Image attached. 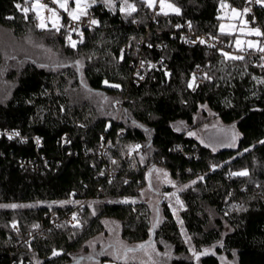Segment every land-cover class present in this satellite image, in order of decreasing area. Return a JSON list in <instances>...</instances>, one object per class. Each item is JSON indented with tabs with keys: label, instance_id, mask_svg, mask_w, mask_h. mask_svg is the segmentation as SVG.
Listing matches in <instances>:
<instances>
[{
	"label": "trees",
	"instance_id": "1",
	"mask_svg": "<svg viewBox=\"0 0 264 264\" xmlns=\"http://www.w3.org/2000/svg\"><path fill=\"white\" fill-rule=\"evenodd\" d=\"M169 1L179 14L162 13L155 23L146 0H130L131 14L121 11V0H96L88 11L98 24L72 47L65 13L59 31L41 29L32 13L25 18L29 1L0 0L1 27L58 53L48 61L0 52V84L10 86L0 99V131L19 133L0 136V264L124 263L131 249L150 245L169 264H264V55L234 52L236 34L219 27L222 3L243 13L247 0ZM244 14L264 33V5ZM176 22H190L223 45L187 46L173 37ZM258 39L263 46L264 35ZM144 60L146 78L136 84L133 63ZM203 106L236 124L235 147L214 151L187 135L185 125ZM104 140L106 157L114 159L112 179L98 155ZM150 163L166 168L179 188L181 223L162 197L174 187H164L154 204L145 198ZM125 196L139 201H115ZM85 199L80 226L54 227L45 218L50 208L61 215ZM105 219L120 223L122 244ZM148 263L161 264L152 257Z\"/></svg>",
	"mask_w": 264,
	"mask_h": 264
},
{
	"label": "rangeland",
	"instance_id": "2",
	"mask_svg": "<svg viewBox=\"0 0 264 264\" xmlns=\"http://www.w3.org/2000/svg\"><path fill=\"white\" fill-rule=\"evenodd\" d=\"M27 1H29V3H27L25 7H28L29 12L36 17V19L38 20V24L40 20L37 17V12H39L41 17L45 18V23L47 25L46 28L53 27L52 21L48 19V17L51 16V13L48 12L47 9H40V8L33 9V5L37 3V0H27ZM48 1L51 3L50 5H47L48 8H52L56 10V12L59 15V25H60L59 29H62V27L64 26L62 24V17L64 13L66 14V17L68 19L73 20L68 15L67 11L60 8L57 4L53 3L52 0H48ZM156 1L157 0H155L154 5L156 4ZM110 2L112 3L113 0H110ZM158 2H159L158 4L160 5V0H158ZM164 2L166 5L172 4L175 7H177L173 2L169 0H164ZM39 3L42 4V0H39ZM121 3H122L121 5L122 8L124 7L127 8V5L125 4L124 0H121ZM89 4L91 6V0H89ZM127 4L132 5L130 0H127ZM67 7L69 11L75 9L76 8L75 0H68ZM88 9L89 7L87 8V13H88ZM220 9H221V13L219 14V17L221 18L220 26H219L220 31H221V26H223V31L221 32L236 34L234 49H233L234 52L244 53L249 49H258V48H250L248 46L249 42L258 43V45L260 46V41L258 39L260 35L258 36L251 32L252 29H259V28L250 26V23L246 19V14H244V12L241 13V10L239 9L230 8V6L227 3H222ZM233 9H236L237 12L240 13V15H235L232 11ZM162 13L171 14L176 12H174L172 9L168 7H165ZM73 21H78V20H73ZM64 31L66 32L67 39L68 36L71 35V39L73 41H76L77 43L81 41L82 38L80 39L78 37H75V35H73L70 31H68L67 28ZM237 41H240V43L238 44ZM0 52L6 58H10L12 56L23 57L25 55L26 56L32 55L34 57L38 56L42 60H48V61H56L58 56V53L54 52V48L52 46L47 45V43H45L44 41L39 40L33 36H28L22 40H17L12 36L9 30H6L1 26H0ZM9 87L10 86L8 85V83L0 84V99H2L5 93L8 92ZM120 115H121V111H119L118 113V116ZM185 128L187 129L188 136L195 138L202 145L208 146L214 151H217L222 148L235 147L240 138V133L238 132L235 123H231V124L223 123L213 111H211L208 107L205 106H203L202 110L195 116L194 124L192 126L185 125ZM147 177L149 181V186L152 189L150 190L148 189L147 191H145L144 195L146 199L150 197L151 200L153 201V204L154 202L158 201V199L161 196L160 192L166 186L174 187L173 190L179 193V188L176 187V183L174 182L170 172L166 168L159 166L157 164V166L155 165L154 167L147 170ZM136 199L138 200L139 198ZM137 200L136 202L139 201ZM173 207H178L179 211L178 212L172 211ZM169 208L171 209L174 217L178 218L179 223H181V220L179 218V213L183 209H185L182 199H178L176 204L173 205L171 204V207ZM104 222L108 231L112 234L113 238L116 239L115 241H118L117 242L118 244H122V242L118 239L120 235V223L112 219L111 220L105 219ZM185 240L189 245L191 254L194 255L193 253L195 252V250L192 244L190 243L188 237H186ZM123 244L124 246H129V247H139V244H132V245H127L126 243ZM156 250L157 249L155 248L154 245L146 246L142 250L131 249L129 251L128 257L124 259V261H122L124 263H120L114 259L112 260L108 259L106 263L107 264H127V263L149 264L148 263L149 259L152 257L155 258L157 262L159 261L161 264H169L170 262H168L167 259L161 258L159 255L156 254ZM227 262L229 264H236L234 261H227ZM197 264L199 263L197 262Z\"/></svg>",
	"mask_w": 264,
	"mask_h": 264
},
{
	"label": "built area",
	"instance_id": "3",
	"mask_svg": "<svg viewBox=\"0 0 264 264\" xmlns=\"http://www.w3.org/2000/svg\"><path fill=\"white\" fill-rule=\"evenodd\" d=\"M158 0L156 1V4L151 7V15H150V21L152 22H159V15L162 14V10L160 5L158 4ZM42 4L45 5H50L51 3L48 0H42ZM259 3L256 2V0H247L245 4V8L252 10L254 6L258 5ZM95 19V14L93 11H88L86 15H83L78 21H73L71 19H66L65 26L70 31L75 37L78 38H83L84 32L87 28H90L94 26V24L91 23V21ZM176 27V31L173 35L174 38L178 39L179 42L186 44L187 46H194V45H204L210 48H215V47H221L223 45L222 40L219 38L213 37L212 35L205 34V33H199L196 31L192 24L190 22H176L174 24ZM82 33V37H81ZM203 41V43L201 42ZM146 44L148 47H150V43L146 42L145 40H141L139 42V45ZM164 44H158L156 46L157 50H160L161 47ZM264 46V45H263ZM249 55V53H247ZM258 55H264V52H259ZM150 65L153 68H159L161 67L164 71L168 72V66L164 65V63L159 60V62L155 61H148ZM146 63V60L139 62L138 64L133 63V68H134V73H133V78L135 79V83L139 84L143 82L146 78V74L144 69V65ZM141 77H143L141 79ZM119 106L121 105L120 103H117ZM121 107V106H120ZM16 132L12 131H0V136L4 135L6 137H9L10 135L12 138H15L17 135H13ZM108 144L109 141H103L101 146L99 147L98 150V155L100 157L104 158V161L106 163V168L107 170V176L109 179H112L114 175V170H112V165L114 163V159H109L106 157L107 152H108ZM183 152V150H181ZM129 157V155H127ZM155 163H150L148 166L147 170L154 167ZM163 199H165L168 202V206L171 207V204H176L177 200L180 199L179 194L176 191H167L163 194ZM136 198H131V197H122V198H117L115 201L119 202L120 204L123 205H129V204H134L136 202ZM138 201V200H137ZM87 202V199L83 200L79 204H73L72 209L65 208L63 209V212L61 215H59L54 209L50 208L49 212L46 213L45 218L49 220L52 226L54 227H59L62 224H67L68 226H80L81 225V214L84 211V206L85 203ZM172 202V203H171ZM172 211L178 212L179 208L178 207H173ZM73 216L76 217V219H73ZM12 225H15L14 229H18L17 222L12 223ZM107 264V263H104Z\"/></svg>",
	"mask_w": 264,
	"mask_h": 264
},
{
	"label": "snow or ice",
	"instance_id": "4",
	"mask_svg": "<svg viewBox=\"0 0 264 264\" xmlns=\"http://www.w3.org/2000/svg\"><path fill=\"white\" fill-rule=\"evenodd\" d=\"M53 3L57 4L60 8L64 9L65 11L68 12V15L73 19V20H79L81 16L83 15H86L87 14V8L90 7V4H89V0H75V3H76V8L69 11L68 10V7H67V2L68 0H52ZM96 0H91V3H95ZM104 2L106 4H110V0H104ZM125 4L127 5V8H122L121 11H127L128 14H131V12H134L136 11V8L134 5H130V4H127V0H124ZM147 4L149 7H153L154 3H155V0H146ZM257 3L259 4H262L264 5V0H256ZM160 7H161V10L163 11V9L165 7H168L170 9H172L174 12H176L177 14H179L180 12V9L175 7L174 5L172 4H165L164 0H160ZM17 8L19 9L20 8V5L18 4L17 5ZM36 8H40V9H47L48 12L51 13V16L48 17L49 20L52 21V26L57 30L59 31V28H60V25H59V15L58 13L56 12V10L52 9V8H48L47 5L45 4H41L39 3V0H37V3L35 5H33V9H36ZM22 11L24 12L25 14V18H27V13L29 12V8L28 7H24L22 9ZM233 13L235 15H240V13L237 12L236 9H233L232 10ZM248 11H250V9H244V12L247 13ZM167 14V13H165ZM37 17L38 19L40 20L39 24L37 25L39 28L41 29H44L47 27L46 23H45V18L41 17L39 12H37ZM9 19H11V17H9ZM92 24H98V21L93 19L91 21ZM221 31H223V26H221ZM251 32L255 35H264V33H261V31L259 29H252ZM81 37H82V33H81ZM68 40H69V43L71 44L72 47H75L76 46V41H73L71 39V35L68 36ZM80 42H83L82 39ZM203 43V41H201ZM237 43L239 44L240 41H237ZM248 46L250 48H258L259 51L261 52H264V47H260L258 45V43H253V42H249L248 43ZM225 57L226 58H229V59H243V56H230L228 53H224ZM143 77H141L142 79ZM193 80H195V77H193ZM105 83H107V81H105ZM113 87H119V85H113ZM189 87H193V84H189ZM13 135H19V133H14ZM12 136L10 135L9 136V139H11ZM37 143H39V139H37ZM262 143H264V141H262ZM233 175H241V176H246L248 175V173L246 171L244 172H239V173H233ZM179 202V201H178ZM4 207H17V205H9V206H4ZM73 219H76L75 216H73ZM13 227H15V225H13ZM38 227V226H36ZM139 247L143 248L144 245H140ZM59 253H56L54 252L53 255H58ZM194 255H196L197 259H199V255H197L195 252L193 253Z\"/></svg>",
	"mask_w": 264,
	"mask_h": 264
}]
</instances>
